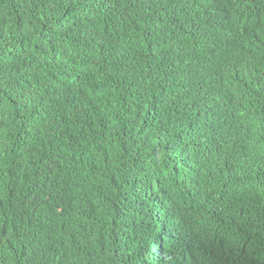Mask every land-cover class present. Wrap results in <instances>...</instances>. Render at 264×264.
Masks as SVG:
<instances>
[{
	"label": "trees",
	"instance_id": "obj_1",
	"mask_svg": "<svg viewBox=\"0 0 264 264\" xmlns=\"http://www.w3.org/2000/svg\"><path fill=\"white\" fill-rule=\"evenodd\" d=\"M0 264H264V0H0Z\"/></svg>",
	"mask_w": 264,
	"mask_h": 264
}]
</instances>
